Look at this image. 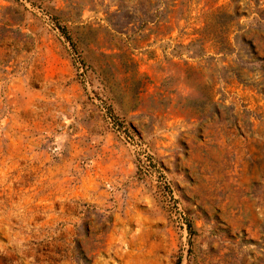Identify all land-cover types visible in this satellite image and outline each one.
<instances>
[{
  "label": "rangeland",
  "instance_id": "obj_1",
  "mask_svg": "<svg viewBox=\"0 0 264 264\" xmlns=\"http://www.w3.org/2000/svg\"><path fill=\"white\" fill-rule=\"evenodd\" d=\"M0 264H264V0H0Z\"/></svg>",
  "mask_w": 264,
  "mask_h": 264
},
{
  "label": "trees",
  "instance_id": "obj_2",
  "mask_svg": "<svg viewBox=\"0 0 264 264\" xmlns=\"http://www.w3.org/2000/svg\"><path fill=\"white\" fill-rule=\"evenodd\" d=\"M257 63V62H256Z\"/></svg>",
  "mask_w": 264,
  "mask_h": 264
}]
</instances>
